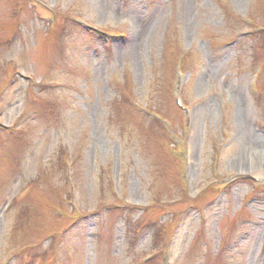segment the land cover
<instances>
[{
    "label": "rangeland",
    "instance_id": "obj_1",
    "mask_svg": "<svg viewBox=\"0 0 264 264\" xmlns=\"http://www.w3.org/2000/svg\"><path fill=\"white\" fill-rule=\"evenodd\" d=\"M0 264H264V0H0Z\"/></svg>",
    "mask_w": 264,
    "mask_h": 264
},
{
    "label": "bare ground",
    "instance_id": "obj_2",
    "mask_svg": "<svg viewBox=\"0 0 264 264\" xmlns=\"http://www.w3.org/2000/svg\"><path fill=\"white\" fill-rule=\"evenodd\" d=\"M256 138V137H255Z\"/></svg>",
    "mask_w": 264,
    "mask_h": 264
}]
</instances>
